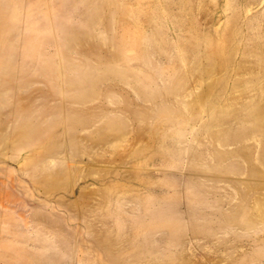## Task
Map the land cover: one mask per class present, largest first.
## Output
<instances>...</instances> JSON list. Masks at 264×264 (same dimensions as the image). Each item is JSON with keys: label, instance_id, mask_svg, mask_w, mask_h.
<instances>
[{"label": "rangeland", "instance_id": "rangeland-1", "mask_svg": "<svg viewBox=\"0 0 264 264\" xmlns=\"http://www.w3.org/2000/svg\"><path fill=\"white\" fill-rule=\"evenodd\" d=\"M151 1L161 14L167 12L162 0H147V8ZM235 6L242 7L235 28L239 39L229 41L225 60L213 71L205 72L194 49L186 46L182 54L179 46H170L168 34L142 40L141 57L131 61V69L150 84H138L129 73L95 69L89 75L90 100L63 102L35 73L16 88L28 100L13 114V90L0 88V209L18 220L24 236L18 243L34 254V264H101L99 241L109 240L122 252V264L162 260L159 231L151 237L149 254L133 258L138 245L127 217L145 200L168 203L174 187L182 194L186 182L204 196L205 202L193 208L205 226L201 234H186L177 249L185 259L227 264L230 256L264 252V0H193L202 30L217 31ZM178 11L174 5L172 14ZM172 17H164L163 24ZM10 19L22 31V6ZM74 23L93 50L114 48L99 15ZM80 48L65 44L77 61ZM6 57L17 67L16 58ZM7 70L15 83L18 73ZM63 108L69 114L87 108L70 116L90 122L70 127L64 136ZM48 129L57 132L40 135ZM174 206L184 219L192 210L180 202ZM235 215L240 223L227 222L207 235L214 226L210 222ZM0 228L6 229L2 220Z\"/></svg>", "mask_w": 264, "mask_h": 264}, {"label": "bare ground", "instance_id": "bare-ground-1", "mask_svg": "<svg viewBox=\"0 0 264 264\" xmlns=\"http://www.w3.org/2000/svg\"><path fill=\"white\" fill-rule=\"evenodd\" d=\"M133 1L135 5H131L130 0H0V88L13 90L14 106L11 113L22 107L24 100H28L21 97L16 88L34 78L35 73L41 74L46 84L54 87L63 102L90 100L88 97V91L91 90L89 75L95 69L115 72L118 75L129 73L138 84L151 83L130 66L133 59L137 56L141 57L142 50L139 44L142 40H162L169 34L171 41L167 43L170 46H179L182 54H187L186 46L194 49L197 60L204 63L203 69L206 72L219 67V63L225 60L229 41L232 38L239 39L240 34L235 28L239 21L238 17L241 15L242 7L240 6H235L229 20L216 31L214 30L216 28L201 29L193 0H162L167 9V12L163 14L159 12L158 5L153 1L148 8L145 5L147 0ZM174 5L179 7L176 14H172ZM17 6H22L23 9L22 31L17 30L16 24L11 25L10 14L17 15ZM94 14L104 20L106 28L110 31L109 40L114 42L113 49L93 50L80 35L74 21L85 22L86 17ZM170 15L173 16L172 23L163 24L162 19ZM148 25L152 27L149 33L145 28ZM68 42L76 43L81 47L80 60L77 61L67 54L65 44ZM131 47L135 48L133 53L128 51ZM8 55L17 59V67L9 63L6 57ZM92 60H96V65L92 63ZM6 69H8L7 72L11 71L10 74L18 73V80L15 83L9 79L11 75L6 73ZM63 110L64 118L62 123L59 122V127L64 136L69 134L70 127H78L81 123L90 122L89 120L81 122L77 117L74 122L70 116L71 114L78 116L83 111H88L87 108L72 109L71 114L69 110L65 108ZM55 132L57 131L52 129L42 130L40 135H54ZM185 184L187 186L182 194L174 187L169 195V204L166 202L168 205L161 204V201L157 203L154 200H145L141 203L137 214L127 217L130 223V237L133 244L138 245L132 249L134 259H142L149 254L151 237L159 231L162 233L161 239L164 242L165 251L162 260L153 264H206L185 259L177 250L181 248L188 232L201 234L205 226L197 221L194 212V208H199L198 204L205 202L204 196L197 188H188V183ZM178 202L192 207L186 219L182 212L175 209L174 205ZM116 211L121 216H125L123 210ZM32 215L34 216V213ZM241 218L245 223L247 217ZM0 220L6 227V229L0 228V262L34 264L36 261L34 254L24 244L18 243L24 236L18 231L19 223L13 213L0 209ZM227 222L240 223V217L235 215L214 221V224L210 222V225L214 226L208 227L207 235H210V231L223 227ZM99 243H102L99 245L101 264L124 262L122 252L113 247L112 240L99 241ZM246 259L264 260V252L254 250L251 254H243L239 258L230 256L227 264H244Z\"/></svg>", "mask_w": 264, "mask_h": 264}]
</instances>
